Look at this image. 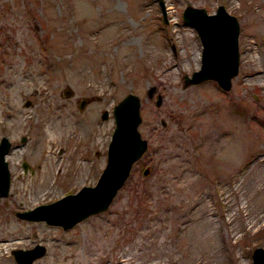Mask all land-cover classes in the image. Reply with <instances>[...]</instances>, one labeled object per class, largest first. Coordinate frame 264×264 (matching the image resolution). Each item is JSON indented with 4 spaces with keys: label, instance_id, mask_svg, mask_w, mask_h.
Returning a JSON list of instances; mask_svg holds the SVG:
<instances>
[{
    "label": "rangeland",
    "instance_id": "rangeland-1",
    "mask_svg": "<svg viewBox=\"0 0 264 264\" xmlns=\"http://www.w3.org/2000/svg\"><path fill=\"white\" fill-rule=\"evenodd\" d=\"M220 2L239 20L238 70L228 88L185 82L202 43L182 9ZM164 3L166 16L159 0H0V137L12 152L0 236L25 238L0 248V264H23L12 248L36 242L45 251L30 264H253L264 246V74H253L264 70V0ZM128 91L148 145L108 206L68 227L17 214L96 181Z\"/></svg>",
    "mask_w": 264,
    "mask_h": 264
},
{
    "label": "water",
    "instance_id": "water-1",
    "mask_svg": "<svg viewBox=\"0 0 264 264\" xmlns=\"http://www.w3.org/2000/svg\"><path fill=\"white\" fill-rule=\"evenodd\" d=\"M164 16L166 6L159 0ZM182 17L197 30L201 42V61L199 67L184 73L185 82H196L205 78H214L223 87L231 84V76L238 70V17L229 11L223 3L215 10L208 11L202 5L186 4ZM71 91L65 88V93ZM86 98H82L83 106ZM141 99L136 92L128 91L112 106L115 120L108 145L106 161L94 183H84L74 191H68L50 201L38 202L32 207L17 210V214L27 218H44L48 222L59 223L63 227L73 225L86 215L105 209L117 190L127 178L132 163L142 155L148 145L147 137L139 129L142 115ZM108 109L101 111V117H107ZM162 121H164L162 119ZM11 141L6 134L0 137V195L8 192L10 170L5 157ZM24 168L29 163L24 159ZM45 245L36 242L30 247H14L15 259L23 264L44 253ZM253 264H264V246L255 245L252 249Z\"/></svg>",
    "mask_w": 264,
    "mask_h": 264
},
{
    "label": "bare ground",
    "instance_id": "bare-ground-1",
    "mask_svg": "<svg viewBox=\"0 0 264 264\" xmlns=\"http://www.w3.org/2000/svg\"><path fill=\"white\" fill-rule=\"evenodd\" d=\"M196 60H197V58H196ZM255 73H253L254 75H263L264 74V70H262V69H255V71H254ZM16 151V150H15ZM15 151H13V155L15 154ZM9 152V151H8ZM6 153V155H7V157L9 158L10 157V155L12 154V152L10 153ZM13 158H14V156H13ZM14 160V159H13ZM21 186V185H20ZM23 186V185H22ZM23 189V188H22ZM14 235V234H13ZM22 235V234H21ZM21 235H19V236H14V237H12V235H8V234H6V235H3V236H0V248L2 247V246H4V245H6L7 243H9V242H11V241H16V242H21V241H23L24 239L22 238V236ZM26 241V240H25ZM15 243V242H14ZM7 247V246H6ZM63 259V258H62ZM115 263H113V264H131V263H129L130 261H128V257L126 256V255H122V256H120L116 261H114ZM60 263H62V262H60ZM64 264V263H63Z\"/></svg>",
    "mask_w": 264,
    "mask_h": 264
}]
</instances>
